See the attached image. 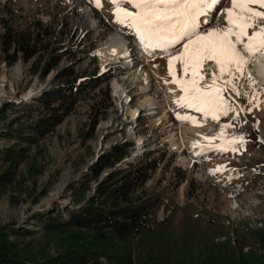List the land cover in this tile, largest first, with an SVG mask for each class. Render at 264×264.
<instances>
[{
	"label": "rangeland",
	"instance_id": "rangeland-1",
	"mask_svg": "<svg viewBox=\"0 0 264 264\" xmlns=\"http://www.w3.org/2000/svg\"><path fill=\"white\" fill-rule=\"evenodd\" d=\"M116 7L111 0H99V5L97 0H0V42L6 26L33 27L36 20H42L59 32L58 39L51 43L63 44L64 51L57 66L43 78L40 72L32 71L36 57L28 62L19 58L9 65L0 45V85L6 91L0 97V172L10 166L3 161L4 151L14 148L21 155L12 172L13 182L0 185V229L21 232L27 229L33 233L10 238L22 256L39 261L45 255L58 254L69 242L71 232H44L43 218L62 209L66 219L69 209L86 204L98 184L96 179L88 177L89 167L98 155L128 142L131 154L117 167L147 153L158 159L157 169L139 192L144 190L160 198L163 202L160 218L167 217L175 208V223L187 210L206 219L214 218L219 220L222 229L218 240L240 241L241 236L248 234L250 241L245 251L263 253L252 235L254 231L264 230V85L257 80L252 84L240 78V96L230 88L222 93L236 106V112L230 111L226 116L216 113L218 119H213L211 113L186 109L187 106L177 103L184 95L183 89L172 81L187 80L191 73L184 76L179 61L175 64V78L169 70L170 58L183 51L180 45L170 54L152 58H139L138 52L127 48L119 60L106 64L103 56L96 53L111 35L126 36L127 45L135 42L134 29L117 21ZM122 7L135 10L133 5ZM231 7L232 0H221L202 16V32L225 28L224 10ZM205 17L209 18L208 26L203 22ZM259 23L264 24V20ZM86 47H92V51H83ZM52 56L46 55L47 59ZM134 64L135 68H130ZM211 66L217 67L219 73L214 61H205L203 76L206 70L213 72ZM67 69L78 76L93 75L95 70L99 75L112 72L113 76L88 99L80 101L54 131L36 141L19 139L15 130L23 126V134L29 136L30 124L43 113L38 105L39 97L55 88L58 74ZM139 69L149 75L153 84V91L148 93H155L158 114L148 116L152 112L148 105L133 119L120 107L121 99L115 93L113 82L123 83L132 94V106L137 107L146 97L140 95L144 78L134 79L133 72ZM226 79L225 73L221 78V86L225 88L228 87L224 85ZM165 81L173 92L162 93L167 92L162 84ZM207 83L208 80H198V86L211 91L204 87ZM157 84L162 92L157 90ZM241 108L244 110L240 111ZM166 113L162 121L157 120ZM113 116L117 119L115 129L104 133L103 123ZM139 138L143 139L144 148L139 145ZM192 142L209 147L199 154L200 149L193 147ZM139 153L142 155L135 157ZM114 169H107L100 178Z\"/></svg>",
	"mask_w": 264,
	"mask_h": 264
},
{
	"label": "trees",
	"instance_id": "trees-1",
	"mask_svg": "<svg viewBox=\"0 0 264 264\" xmlns=\"http://www.w3.org/2000/svg\"><path fill=\"white\" fill-rule=\"evenodd\" d=\"M58 34L42 20H36L33 27L20 29L8 25L0 42L4 60L13 65L19 58L28 62L36 57L32 71L46 78L64 53L63 44L51 43L58 39ZM84 49L92 51V47ZM49 53L53 55L51 59L46 57ZM112 76V72L99 75L96 70L88 76L75 75L70 69L60 72L57 86L38 99L43 113L29 126L31 138L23 134L24 127L20 126L15 130L19 139L36 141L54 131L80 101L88 99ZM129 146L128 142L114 146L89 167L88 177L98 184L86 204L69 209L66 219L62 209L43 218L44 232H71L65 248L38 261L22 256L10 240L12 236L33 234L30 230L0 229V264H264V252L245 251L250 241L248 234L241 236L240 241L218 240L222 234L219 220L187 210L176 224L177 208L160 218V198L144 190L139 192L157 169L158 159L147 153L117 167L130 156ZM15 151L12 148L2 155L10 166L0 172V185L14 180L12 172L21 159ZM109 168L115 169L101 179ZM252 239L264 250V230L254 231Z\"/></svg>",
	"mask_w": 264,
	"mask_h": 264
},
{
	"label": "snow or ice",
	"instance_id": "snow-or-ice-1",
	"mask_svg": "<svg viewBox=\"0 0 264 264\" xmlns=\"http://www.w3.org/2000/svg\"><path fill=\"white\" fill-rule=\"evenodd\" d=\"M116 5L117 21L135 30L146 48L167 51L180 45L183 49L169 60L170 74L175 78V64L181 62V72L191 76L185 80L175 78L184 95L177 103L194 108L206 115L216 113L228 115L236 112V106L229 103L222 93L228 88L240 96V78L252 84L256 79L248 71L249 64L264 60V0H232V7L225 9L227 26L207 33L201 30V17L206 16L221 0H111ZM99 5V0H97ZM133 5L130 11L122 5ZM206 22V21H203ZM249 29L252 31L249 32ZM205 61H214L219 66V74L212 73L213 84L198 86L203 80L202 68ZM225 73V88L216 84ZM244 109L241 108L240 111ZM239 114L238 112L236 113ZM191 119V117H184ZM231 127V125H225Z\"/></svg>",
	"mask_w": 264,
	"mask_h": 264
},
{
	"label": "bare ground",
	"instance_id": "bare-ground-1",
	"mask_svg": "<svg viewBox=\"0 0 264 264\" xmlns=\"http://www.w3.org/2000/svg\"><path fill=\"white\" fill-rule=\"evenodd\" d=\"M208 23L209 22H206L207 26L209 25ZM127 40L128 39L126 36L119 35L116 37L114 35H111L107 40H105L101 43L99 48L96 50V53L103 56L104 62L106 64V63H111L113 61L119 60L121 58V56H123L127 52L126 51L127 48H132L133 51L138 52V54L140 55L139 58L141 56H143V57L147 56V57L152 58L153 55L170 54L174 50V49H168L167 51H164V50H160V49L146 48L144 42L141 40H138V41L135 40V42H130V44L127 45ZM139 47H141L142 49H140ZM176 55H178V54H176ZM130 68H135V64L130 65ZM211 68H213V72L212 71L209 72L211 75H212V73H216L217 75L219 74L217 67L211 66ZM248 71L252 72L255 79L261 85H264V60H257L254 65L249 64ZM133 74H134V79L140 80L141 77L144 78V83L141 84V88H140V95L144 94V95H146V97H145V99L140 101V103L137 107H133L132 106V103H133L132 94L127 92L126 88L124 87L123 83H121V81L115 80L113 82V86L115 89V93L117 95H119V97L121 99L120 100V107L123 110H126L127 114L132 115L133 119L134 118L136 119L137 117H139L141 115L142 111H144L148 105H150L152 107L151 108L152 112H149L147 114L148 116L153 115V114H158V112L156 110L158 108V105H157L158 103L155 101L156 100L155 93H153V94L148 93L150 91H153V84L149 81V75H146L145 71L142 69H139L138 71H134ZM162 84H164L166 86L165 89L167 90V92H165V91L162 92L161 87L158 84L156 87L157 90H160L162 93H165V94L173 92L170 90L171 87L167 84L166 81L162 82ZM154 85H156V84H154ZM0 92H1L0 97L5 96L6 91H5V87L3 85H0ZM167 113L165 115L159 117L157 120L162 121V119L167 115ZM116 121H117L116 116H113V118L111 120L103 123V125H102L103 126V132L104 131L107 133L113 132V130L115 129V122ZM138 143L140 146H142V148L145 147V146H143L144 142H143L142 138H139ZM192 146L196 147L198 149L204 148L201 144H196L195 142H192Z\"/></svg>",
	"mask_w": 264,
	"mask_h": 264
},
{
	"label": "water",
	"instance_id": "water-1",
	"mask_svg": "<svg viewBox=\"0 0 264 264\" xmlns=\"http://www.w3.org/2000/svg\"><path fill=\"white\" fill-rule=\"evenodd\" d=\"M126 161V160H125Z\"/></svg>",
	"mask_w": 264,
	"mask_h": 264
}]
</instances>
